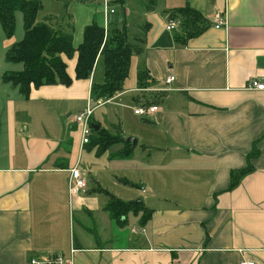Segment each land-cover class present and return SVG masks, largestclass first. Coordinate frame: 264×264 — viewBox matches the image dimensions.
<instances>
[{
    "label": "crops",
    "instance_id": "1",
    "mask_svg": "<svg viewBox=\"0 0 264 264\" xmlns=\"http://www.w3.org/2000/svg\"><path fill=\"white\" fill-rule=\"evenodd\" d=\"M93 1L99 10H90L81 35L97 22L106 31L125 26L129 40L141 43L124 90L95 103L93 119L139 143L129 157L117 156L127 142L102 154L81 145L72 111L92 104V84L105 79V68L98 73L102 58L90 80L33 87L29 98L20 94L41 107L36 127L31 105L19 111L11 104L5 112L0 264H27L51 252L70 256L72 248L76 264H264V90L251 86L255 78L264 82V0H108L109 11L103 0ZM185 7L201 13L209 27L182 44L166 25L174 9ZM216 12H226L228 27L214 25ZM73 20L66 12L62 26L73 30ZM66 61L75 77L76 59ZM143 69L150 77L146 87L138 84ZM170 76L175 80L167 85ZM163 87L170 90H140ZM160 94L156 112L122 123L126 108L134 111L144 96ZM109 104L119 108L115 124L105 118ZM53 118L56 123L47 122ZM137 148L145 189L128 185L150 218L131 213L121 226L105 210L109 196L99 191L98 173L113 170L117 158H133ZM76 166L87 187L71 196L70 169ZM249 166L231 187L233 173ZM144 171L154 175L146 178Z\"/></svg>",
    "mask_w": 264,
    "mask_h": 264
},
{
    "label": "trees",
    "instance_id": "2",
    "mask_svg": "<svg viewBox=\"0 0 264 264\" xmlns=\"http://www.w3.org/2000/svg\"><path fill=\"white\" fill-rule=\"evenodd\" d=\"M41 9H43L41 0H0V27L5 36L9 39L14 36L18 12L23 15L24 26L23 38L14 43L6 54L7 61L22 64L23 68L20 71L3 74L4 83H11L19 89L22 96L29 98L33 87L70 86L74 79L90 80L97 61L102 58L105 79L103 83H93L91 86L93 104L100 99L109 100L124 90L131 58L133 54L141 52V43L129 40L125 26L112 27L106 31L103 26L93 22L84 28L82 41L75 46L73 30L60 26L55 17L49 15L43 21L38 20ZM170 17L182 20L181 29L175 35L176 41L182 44L199 36L209 27L207 19L189 7L174 9ZM72 59H76L75 77L69 74L66 61ZM149 79L147 70L139 71L140 87H146ZM161 94L144 96V99L137 101L138 105H156L162 100ZM94 124L99 126V129L93 128L94 134L87 146L96 148L97 153L102 154L117 143H125L119 132L113 134L100 127L98 123ZM126 145L127 148L117 156L129 157L132 154L134 148L130 143ZM251 168L249 166L245 170L233 173L231 187H235ZM99 191L109 196L105 210L121 226L126 224L127 216L131 213L143 212L144 219L149 220L151 210L143 201L139 203L124 201L103 188Z\"/></svg>",
    "mask_w": 264,
    "mask_h": 264
},
{
    "label": "rangeland",
    "instance_id": "3",
    "mask_svg": "<svg viewBox=\"0 0 264 264\" xmlns=\"http://www.w3.org/2000/svg\"><path fill=\"white\" fill-rule=\"evenodd\" d=\"M43 3V9H41L38 13V20L43 21L46 16H53L59 22L60 26L64 23V17L66 12H69L73 15L75 21L73 20V35H74V44L75 46L81 41V32L82 28L85 24H87L88 14L90 10H95L98 12L99 6L93 0H41ZM67 4V5H66ZM66 6H69L68 9ZM115 9H117V14L122 12L121 5H116ZM98 19V18H97ZM24 36V26H23V15L22 13H17V24H16V31L12 38H7L0 27V156L4 150V141L6 135V131L4 128L5 123V112H8L11 104L14 105L15 110L22 111L23 107L31 105V112L34 114V122L33 124L37 125V117L39 113V107L41 105L39 103H35L32 101H28L22 98L19 93V90L12 85L11 83H4L2 78L3 74L6 72L18 71L22 70V64H15L12 62L7 61L6 54L9 47L17 42L20 41ZM104 70V63L101 60L98 63V73L99 71ZM53 104V103H51ZM85 106V105H84ZM133 106V105H132ZM55 108V107H53ZM108 108V115H106L107 122L116 123L118 118L115 115L119 110L118 107L114 106V104L107 105ZM79 109H75L72 111V117L79 114ZM55 111V110H54ZM135 111V108H134ZM134 111L131 109L126 108L124 117H121V121L126 124H131L136 121L135 117L139 119V121L144 118L141 116H135ZM66 116H59L58 120L61 122H65ZM137 120V123L140 125L141 122ZM48 123H56V118H53V121L47 119ZM68 127H66L67 129ZM111 133V132H110ZM115 134V133H113ZM141 148H137L135 156L133 158L125 159V158H117L114 165L113 170L103 169L98 174L99 180L103 186V189L109 191L110 193L116 195L117 197L123 199L124 201H134L136 199H131L133 196V187L126 184L134 182L137 186L144 185L141 178V167L143 164L141 158ZM149 175H154V172L144 171L143 176L148 178ZM91 179L92 176H89L88 182L92 184ZM138 199V198H137ZM141 199V198H140ZM143 200V199H142Z\"/></svg>",
    "mask_w": 264,
    "mask_h": 264
},
{
    "label": "built area",
    "instance_id": "4",
    "mask_svg": "<svg viewBox=\"0 0 264 264\" xmlns=\"http://www.w3.org/2000/svg\"><path fill=\"white\" fill-rule=\"evenodd\" d=\"M103 6L106 10H110V3L108 0H103ZM111 12H114V9H111ZM228 18L226 15V12H216L214 15V25L216 27H228ZM182 20L181 18H172L169 17L167 19V25L166 28L168 31H179L181 29ZM175 80L174 76L168 77L165 82L167 85L172 83ZM251 86L259 89L264 90V82H262L260 79H252L251 80ZM140 90H152L156 92H165L170 90L168 87L163 88H142ZM91 100V99H89ZM106 100L100 99L97 101V106L102 105L105 103ZM97 106H94L93 100L92 104L89 102V105L87 108L80 112L78 115L74 118V123L77 124L79 127V130L81 132V145L84 147L88 145L91 142V138L94 134V119H93V113L95 111V108ZM158 110V106H136L135 107V114L139 115L141 117H148L150 114L156 112ZM87 187V180L86 177L81 173V169L76 166L74 168L70 169V178H69V192L71 196H76L80 191H85ZM76 252V249L72 248L71 255L67 256L63 253L58 252H51L44 255H36L31 257L27 264H76L74 253ZM240 264H259L255 261H249V260H243Z\"/></svg>",
    "mask_w": 264,
    "mask_h": 264
},
{
    "label": "water",
    "instance_id": "5",
    "mask_svg": "<svg viewBox=\"0 0 264 264\" xmlns=\"http://www.w3.org/2000/svg\"><path fill=\"white\" fill-rule=\"evenodd\" d=\"M93 126H94L97 130L99 129V126H96L95 124H93ZM125 142H127V143H131V145H132L133 147H135V146L138 145V143H139V139H138L137 137H134V136H126V137H125ZM141 187H142L143 189H145V185H141ZM132 202H134V203H139V202H142V200H141V199H137V200H134V201H132Z\"/></svg>",
    "mask_w": 264,
    "mask_h": 264
}]
</instances>
